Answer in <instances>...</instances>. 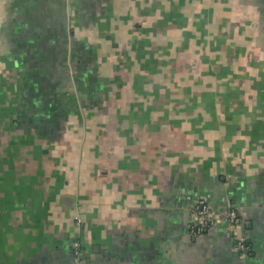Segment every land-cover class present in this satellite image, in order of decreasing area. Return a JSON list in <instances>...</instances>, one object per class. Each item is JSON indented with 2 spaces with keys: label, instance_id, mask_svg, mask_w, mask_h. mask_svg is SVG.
<instances>
[{
  "label": "crops",
  "instance_id": "obj_1",
  "mask_svg": "<svg viewBox=\"0 0 264 264\" xmlns=\"http://www.w3.org/2000/svg\"><path fill=\"white\" fill-rule=\"evenodd\" d=\"M206 198L235 206L191 232ZM264 264V0H0V264Z\"/></svg>",
  "mask_w": 264,
  "mask_h": 264
},
{
  "label": "built area",
  "instance_id": "obj_2",
  "mask_svg": "<svg viewBox=\"0 0 264 264\" xmlns=\"http://www.w3.org/2000/svg\"><path fill=\"white\" fill-rule=\"evenodd\" d=\"M192 214L193 222L190 230L193 234H200L221 223H226L235 236L236 249L242 254L250 249L246 237L242 234L244 223L238 208L230 207L223 216H219L211 210L206 198H198L193 204ZM72 253L74 264H85V250L81 241L73 242Z\"/></svg>",
  "mask_w": 264,
  "mask_h": 264
},
{
  "label": "trees",
  "instance_id": "obj_3",
  "mask_svg": "<svg viewBox=\"0 0 264 264\" xmlns=\"http://www.w3.org/2000/svg\"><path fill=\"white\" fill-rule=\"evenodd\" d=\"M233 207H235V206H233ZM247 243H248V246H250V243H249V241L247 240Z\"/></svg>",
  "mask_w": 264,
  "mask_h": 264
}]
</instances>
